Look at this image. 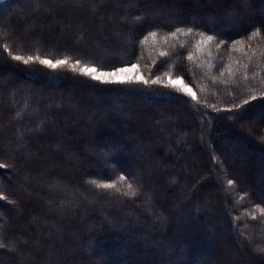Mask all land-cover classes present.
<instances>
[{"label":"trees","instance_id":"obj_1","mask_svg":"<svg viewBox=\"0 0 264 264\" xmlns=\"http://www.w3.org/2000/svg\"><path fill=\"white\" fill-rule=\"evenodd\" d=\"M0 20V264H264V0H5ZM132 64L148 83L80 71Z\"/></svg>","mask_w":264,"mask_h":264},{"label":"snow or ice","instance_id":"obj_2","mask_svg":"<svg viewBox=\"0 0 264 264\" xmlns=\"http://www.w3.org/2000/svg\"><path fill=\"white\" fill-rule=\"evenodd\" d=\"M176 31L177 32H183V29L177 28ZM188 31L191 32L192 29H188ZM151 35L154 37L156 34L155 33H151ZM173 35H174V33H173ZM201 36L204 37V33H201ZM213 39H214V36L207 35L202 40V43L207 44L208 42H211ZM221 43H223V41ZM161 55H165V54L161 53ZM189 58H191V57H189ZM13 59L17 60V61H21L22 60L23 63H25V64H27V63H29L30 61H33V60H39V62L41 64L46 65L47 67L52 68V69H55V68H58V67H61V66H64V65L68 64V60L67 59H58L55 62H53L51 59H41L39 56H36V57L28 56L25 59L24 57H22L20 55H17V56H14ZM80 64H81V61L77 60L75 62V64L71 65V67H73V69H75ZM131 67L132 68H136L137 65L136 64H132ZM126 70H127L126 68H119V69H116L114 72H111V73L101 72L100 75H96L97 67H88L87 65H85L84 67H81V69H80L81 74L87 75V76H91V78L93 80H98L101 83H120V84L133 82L132 78H124V79H121V78L113 79L112 78V77L116 76L117 72H123V71H126ZM137 79L138 80H142L144 83H148V81L145 80L143 77H138ZM151 82L152 83H160V78L157 77L155 80H152ZM178 83L179 84L183 83L181 77H177L175 80H173L169 76L168 85H166V86L176 87ZM180 91H184V92H186V94H191L193 100L197 99L196 94L194 92H192L190 88L181 87ZM251 99L255 100V99H257V97L256 96H252ZM245 103L247 104V103H249V101L246 100ZM0 167H3V165H0ZM92 183H96V182L92 181ZM227 183L229 185H232L233 181L231 179H229L227 181ZM97 187L111 188V187H113V185H108V184L100 185V184H97ZM129 188L130 189L132 188L131 184H129ZM132 194H134V193H132ZM261 251H264V249H261Z\"/></svg>","mask_w":264,"mask_h":264},{"label":"rangeland","instance_id":"obj_3","mask_svg":"<svg viewBox=\"0 0 264 264\" xmlns=\"http://www.w3.org/2000/svg\"><path fill=\"white\" fill-rule=\"evenodd\" d=\"M1 21V20H0ZM123 68H126L127 70L126 71H123V72H117L116 73V76L115 77H112L113 79L115 78H121V79H124V78H132V80H135L137 81L138 77H142V75L140 74V72L138 71L137 67L136 68H132L131 66H127V67H123ZM115 71V70H114ZM114 71H109V72H106V71H98L96 72V75H100L101 72H104V73H111V72H114ZM175 80V79H173ZM181 87H187V88H190L189 86L185 85L184 83L182 84H177L176 87H174L175 89H177L178 91H180V88ZM191 89V88H190ZM191 91L193 92V90L191 89ZM182 94L184 95H187L189 97H192L191 94H186V92L184 91H180Z\"/></svg>","mask_w":264,"mask_h":264},{"label":"water","instance_id":"obj_4","mask_svg":"<svg viewBox=\"0 0 264 264\" xmlns=\"http://www.w3.org/2000/svg\"><path fill=\"white\" fill-rule=\"evenodd\" d=\"M3 1H5V0H0V2H3Z\"/></svg>","mask_w":264,"mask_h":264}]
</instances>
